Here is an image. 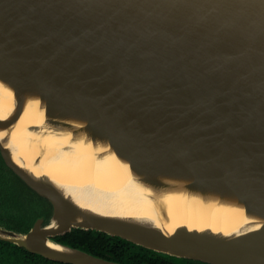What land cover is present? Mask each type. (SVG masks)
I'll list each match as a JSON object with an SVG mask.
<instances>
[{
    "label": "water",
    "instance_id": "obj_1",
    "mask_svg": "<svg viewBox=\"0 0 264 264\" xmlns=\"http://www.w3.org/2000/svg\"><path fill=\"white\" fill-rule=\"evenodd\" d=\"M0 78L83 113L138 173L192 175L200 190L235 197L263 221L226 239L166 237L89 214L73 222L85 212L0 145L6 166L51 206L25 234L0 226L1 241L63 264H119L53 241L83 230L178 259L264 264V0H0ZM20 114L17 106L0 128ZM48 241L80 257L50 251Z\"/></svg>",
    "mask_w": 264,
    "mask_h": 264
},
{
    "label": "bare ground",
    "instance_id": "obj_2",
    "mask_svg": "<svg viewBox=\"0 0 264 264\" xmlns=\"http://www.w3.org/2000/svg\"><path fill=\"white\" fill-rule=\"evenodd\" d=\"M17 106L21 114L13 125L0 128V145L27 176L46 181L85 212L73 222L86 221L89 214L143 224L166 237L185 230L211 239L239 236L263 223L239 199L200 190L192 175L181 180L138 173L83 113L48 105L36 85H24L16 93L0 78V121L11 120ZM147 178L159 184L144 181ZM58 227L54 222L50 228ZM46 246L60 255L80 257L51 241Z\"/></svg>",
    "mask_w": 264,
    "mask_h": 264
},
{
    "label": "trees",
    "instance_id": "obj_3",
    "mask_svg": "<svg viewBox=\"0 0 264 264\" xmlns=\"http://www.w3.org/2000/svg\"><path fill=\"white\" fill-rule=\"evenodd\" d=\"M50 214V204L19 180L6 166L0 154V226L25 234L37 218L49 217ZM53 241L119 264H205L159 254L123 239L94 231L72 230ZM0 264L63 263L47 260L0 240Z\"/></svg>",
    "mask_w": 264,
    "mask_h": 264
},
{
    "label": "rangeland",
    "instance_id": "obj_4",
    "mask_svg": "<svg viewBox=\"0 0 264 264\" xmlns=\"http://www.w3.org/2000/svg\"><path fill=\"white\" fill-rule=\"evenodd\" d=\"M3 229L2 228H0V232L2 231Z\"/></svg>",
    "mask_w": 264,
    "mask_h": 264
}]
</instances>
